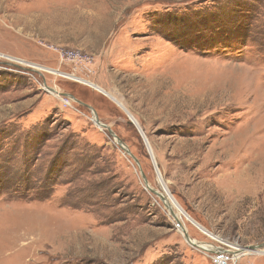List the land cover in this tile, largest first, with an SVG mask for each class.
Listing matches in <instances>:
<instances>
[{
    "label": "rangeland",
    "instance_id": "obj_1",
    "mask_svg": "<svg viewBox=\"0 0 264 264\" xmlns=\"http://www.w3.org/2000/svg\"><path fill=\"white\" fill-rule=\"evenodd\" d=\"M214 247L264 264V0H0V264Z\"/></svg>",
    "mask_w": 264,
    "mask_h": 264
},
{
    "label": "bare ground",
    "instance_id": "obj_2",
    "mask_svg": "<svg viewBox=\"0 0 264 264\" xmlns=\"http://www.w3.org/2000/svg\"><path fill=\"white\" fill-rule=\"evenodd\" d=\"M23 63V62H22ZM69 77V76H68ZM70 79L72 78V79H76V81H79V82H82V83H84V84H90L89 86H91V87H93L94 85L92 84V83H90V82H87V81H85V80H81V79H79V78H76V77H69ZM50 92L53 94V95H56V96H59V95H61L60 94V92H58V91H56V90H50ZM213 98V97H212ZM231 106V105H230ZM132 118V117H131ZM94 121L95 122H97V123H99V121L98 120H96L95 118H94ZM132 121L135 123V124H137L136 122H135V120L132 118ZM102 127H104V125L102 124ZM109 129V128H108ZM143 133V131L142 130H140V133ZM144 139H147L146 137H143ZM123 146H125L124 144H122V147ZM251 169H248L247 167L241 172V173H239V178L240 179H238L237 181H238V183L239 184H242L241 185V187L242 186H245L246 184H247V177H246V173L247 172H249ZM241 176V177H240ZM236 182V181H235ZM237 183V184H238ZM163 186V185H162ZM147 187H148V189L150 188H152L151 187V185H148V183H147ZM159 187H161V184H160V186ZM234 187V186H233ZM149 189V190H150ZM153 191H156L155 189H153ZM158 197L161 199V200H163L164 202H166V207H167V209L170 211V213L171 212H173L175 215V217H176V221H177V219H180V220H182L184 223L187 221V222H190V223H192V224H196L195 223V221L194 220H192V218L187 214V213H184L182 210H181V208H179V206H177L173 201H171V200H169V198L162 192V190L161 191H158ZM168 211V212H169ZM198 228H200V226H197ZM187 229H185L184 228V236H186V235H188V231H186ZM202 230V229H201ZM188 237H189V235H188ZM187 238V237H186ZM188 242L189 243H191V244H193V245H195V246H198V247H200V248H203V249H205L206 250V248H207V244H204V243H200V242H195V240H192L191 239V237H189V239H188ZM197 243V244H196ZM208 249V248H207ZM223 250V249H222ZM212 251H214V249L212 250ZM226 251V250H225ZM245 252L246 251H252V249H246V250H244ZM227 252V251H226ZM239 253L240 252H242V251H238ZM236 254V253H235ZM237 257H239V256H235L234 258L236 259Z\"/></svg>",
    "mask_w": 264,
    "mask_h": 264
},
{
    "label": "water",
    "instance_id": "obj_3",
    "mask_svg": "<svg viewBox=\"0 0 264 264\" xmlns=\"http://www.w3.org/2000/svg\"><path fill=\"white\" fill-rule=\"evenodd\" d=\"M49 91H50V89H49ZM65 97H68V96H65ZM72 99H74L73 97H71ZM96 118H97V116H95ZM98 119V118H97ZM131 121H132V118L130 119ZM99 121V120H98ZM132 123H133V121H132ZM99 125H101L102 126V124L99 122L98 123ZM105 126V125H104ZM103 128H106V126L105 127H103ZM108 128V127H107ZM109 132L110 133H112V131L109 129ZM113 135V137H114V139H116L117 140V143H118V146L120 147V149H122V150H124L125 152H127V153H129L130 155H131V153H130V151L127 149V147L126 146H123V147H121L122 146V142L114 135V134H112ZM142 176H143V179H144V181H145V185H146V188H148L147 187V180H146V177H145V175H143L142 174ZM152 193H154V194H156V195H158V191H153V190H150ZM159 196V195H158ZM171 215L172 216H174L175 214L173 213V212H171ZM175 217V216H174ZM175 219H176V217H175ZM177 223V226H178V228L180 229V230H182V231H184V228H183V226H182V224L180 223V222H176ZM187 237V238H186ZM185 238H186V240L188 241V239H189V237H188V235H186L185 236ZM258 247H252L251 249L252 250H256Z\"/></svg>",
    "mask_w": 264,
    "mask_h": 264
},
{
    "label": "built area",
    "instance_id": "obj_4",
    "mask_svg": "<svg viewBox=\"0 0 264 264\" xmlns=\"http://www.w3.org/2000/svg\"><path fill=\"white\" fill-rule=\"evenodd\" d=\"M66 103L68 104V107L70 106V103L68 101H66ZM226 248V247H225ZM215 249V247H214ZM223 248L222 247H218L216 248L213 252L214 253H217V259L218 260V263L222 264V263H225L227 261H229L231 259V253L230 252H226L225 250H222ZM217 251V252H215ZM233 259V257H232Z\"/></svg>",
    "mask_w": 264,
    "mask_h": 264
},
{
    "label": "trees",
    "instance_id": "obj_5",
    "mask_svg": "<svg viewBox=\"0 0 264 264\" xmlns=\"http://www.w3.org/2000/svg\"><path fill=\"white\" fill-rule=\"evenodd\" d=\"M4 190H7V188H4Z\"/></svg>",
    "mask_w": 264,
    "mask_h": 264
}]
</instances>
